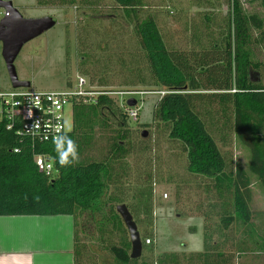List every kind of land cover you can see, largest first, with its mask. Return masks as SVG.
I'll return each mask as SVG.
<instances>
[{"label":"trees","instance_id":"obj_1","mask_svg":"<svg viewBox=\"0 0 264 264\" xmlns=\"http://www.w3.org/2000/svg\"><path fill=\"white\" fill-rule=\"evenodd\" d=\"M90 1L36 0V4L77 8ZM97 1L92 2L93 11H98ZM107 1L119 8L134 27L139 52L134 61L121 59L122 66L139 61L137 67L132 64L128 70L133 82L130 85L161 92L152 120L167 127L169 139L181 145L188 172L214 182L216 194L222 200L218 211L220 231L227 232L233 225L243 230L251 228L252 236L246 231L243 236L252 240L256 248L247 249L243 241L238 250L263 255L264 235L259 230L264 227V213L258 216L260 228L255 230L254 213L250 210L252 185L257 183L264 192V84L254 79V72L261 65L254 62L251 50L258 44L254 40L256 33L264 45L263 19L245 13L239 0H228L231 9L218 40L211 43L204 56L191 61L181 54H172L152 17L139 20V12L144 8L142 0ZM258 1L264 9V0ZM105 38L106 43H115V38ZM79 72L90 76L88 71ZM124 107L107 95L90 97L85 102L73 100L71 128L56 143L32 144L18 134V129L7 130L5 123H0V217L69 216L73 219V264H87L85 259L92 253L88 242L95 236L111 255L113 264H137L138 260L130 258V240L125 237L127 231L116 212L125 201L122 191L115 187L119 177L115 167L129 155V118ZM214 111L222 118L228 117L225 123L231 124L238 145L248 151L247 171L239 164L234 172L228 171L205 120ZM105 131L116 133L107 138L109 158L88 157L87 153L97 150L106 140ZM101 150L102 153L106 149ZM35 156H43L52 163L49 176L38 172ZM127 209L136 226L144 221L143 216L152 230L151 190L142 192L138 203ZM149 235L153 236V231ZM205 240L208 242L207 237ZM216 245L206 243L202 256L210 254L209 249ZM165 258L158 262L164 263Z\"/></svg>","mask_w":264,"mask_h":264},{"label":"rangeland","instance_id":"obj_2","mask_svg":"<svg viewBox=\"0 0 264 264\" xmlns=\"http://www.w3.org/2000/svg\"><path fill=\"white\" fill-rule=\"evenodd\" d=\"M10 1L25 19L52 17L56 22L51 30L26 43L14 62L18 79L30 82V90L68 91L75 88L79 79H83L88 91L106 89L118 105L125 97L118 96L119 92L141 91L135 98L139 100L137 121L128 120L126 128L129 155L115 167L119 173L115 187L122 191L126 207L138 203L142 192L152 191V230L142 216L144 221L137 225V230L141 243L145 240V244L137 264H160L158 260L163 256L166 260L161 264H264V254L254 256L238 250L243 241L247 249L256 248L252 240L243 236L245 231L249 235L251 228L243 230L233 225L227 232L220 231L218 211L222 200L216 194L214 182L190 174L181 145L169 139L167 127L152 120L153 107L161 92L154 89L144 91V87L130 85L133 82L128 70L132 64L137 67L139 61L122 66L121 59L134 61L132 59L139 51L136 49L133 24L127 23L119 8L107 0L97 1L98 11H93L92 2L95 0L77 8L39 7L36 0ZM239 1L245 13L256 14L264 21V9L258 0ZM142 2L144 8L139 12V20L152 17L172 54H181L191 61L204 56L212 47L211 43L218 40L219 31L231 9L228 0ZM2 16L3 11L0 10V19ZM109 36L116 39L115 43H106L105 37ZM260 38V34L256 33L254 40L258 44L251 50L254 62L261 65L260 70L254 72L257 74L254 79L264 84V45L259 42ZM80 69L88 71L90 76L81 75ZM11 89L0 44V92ZM205 120L226 160L228 171L234 172L238 164L247 171L249 153L238 145L231 124L225 123L228 117L222 118L214 111ZM65 123L66 129L70 130V109L67 110ZM142 133L146 136L142 137ZM104 134L106 140L99 144L97 150L87 153L88 157L94 160L109 158L107 138L114 137L116 133L105 131ZM101 149L106 150L101 153ZM110 191L113 192V189ZM251 193L250 210L254 213L256 230L260 228L258 216L264 213V192L254 183ZM261 228L259 233L264 235V227ZM151 231L153 236L149 235ZM125 237L129 239L128 231ZM206 243L208 246L212 243L217 245L209 249L210 254L202 256ZM88 246L92 253L85 259L87 264L114 263L109 252L99 245L96 236L93 240L89 239Z\"/></svg>","mask_w":264,"mask_h":264},{"label":"built area","instance_id":"obj_3","mask_svg":"<svg viewBox=\"0 0 264 264\" xmlns=\"http://www.w3.org/2000/svg\"><path fill=\"white\" fill-rule=\"evenodd\" d=\"M83 79H79L75 88L63 92H37L30 89H11L0 92V123H5L7 130L18 129V134L28 139L32 144L56 143L61 139L66 129L67 110L73 100L85 102L88 98L99 95L110 96L111 92L88 91ZM139 92L128 90L117 95L125 96L120 106L129 120L137 121L138 104L136 96ZM134 98L137 106L132 109L127 107L126 101ZM18 153V150L14 151ZM34 161L38 172L49 176L52 173V163L43 156H35Z\"/></svg>","mask_w":264,"mask_h":264},{"label":"crops","instance_id":"obj_4","mask_svg":"<svg viewBox=\"0 0 264 264\" xmlns=\"http://www.w3.org/2000/svg\"><path fill=\"white\" fill-rule=\"evenodd\" d=\"M0 264H73V219L0 217Z\"/></svg>","mask_w":264,"mask_h":264},{"label":"water","instance_id":"obj_5","mask_svg":"<svg viewBox=\"0 0 264 264\" xmlns=\"http://www.w3.org/2000/svg\"><path fill=\"white\" fill-rule=\"evenodd\" d=\"M243 2L249 0H242ZM0 10L3 16L0 19V44L1 56L5 64L7 75L12 89H30L31 83L20 81L17 77L14 62L18 57L23 46L33 39L41 36L55 27L56 22L52 17L25 19L13 7L10 0H0ZM127 107L133 108L137 105L135 99H129ZM146 134L142 133V137ZM117 214L126 227L131 244L130 258L137 260L142 254V243L137 226L125 205L117 206Z\"/></svg>","mask_w":264,"mask_h":264}]
</instances>
